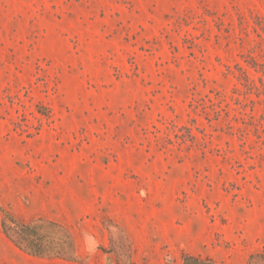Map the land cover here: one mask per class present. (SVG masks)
Wrapping results in <instances>:
<instances>
[{
  "label": "rangeland",
  "instance_id": "1",
  "mask_svg": "<svg viewBox=\"0 0 264 264\" xmlns=\"http://www.w3.org/2000/svg\"><path fill=\"white\" fill-rule=\"evenodd\" d=\"M0 264H264V0H0Z\"/></svg>",
  "mask_w": 264,
  "mask_h": 264
}]
</instances>
